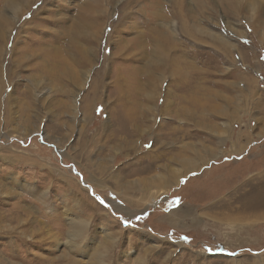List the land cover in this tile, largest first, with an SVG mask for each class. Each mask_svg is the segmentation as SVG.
I'll return each instance as SVG.
<instances>
[{"label":"rangeland","instance_id":"1","mask_svg":"<svg viewBox=\"0 0 264 264\" xmlns=\"http://www.w3.org/2000/svg\"><path fill=\"white\" fill-rule=\"evenodd\" d=\"M0 264H264V0H0Z\"/></svg>","mask_w":264,"mask_h":264},{"label":"snow or ice","instance_id":"2","mask_svg":"<svg viewBox=\"0 0 264 264\" xmlns=\"http://www.w3.org/2000/svg\"><path fill=\"white\" fill-rule=\"evenodd\" d=\"M97 199H99V198H97ZM102 204L104 203L102 200L100 201Z\"/></svg>","mask_w":264,"mask_h":264},{"label":"crops","instance_id":"3","mask_svg":"<svg viewBox=\"0 0 264 264\" xmlns=\"http://www.w3.org/2000/svg\"><path fill=\"white\" fill-rule=\"evenodd\" d=\"M184 180V179H183Z\"/></svg>","mask_w":264,"mask_h":264}]
</instances>
